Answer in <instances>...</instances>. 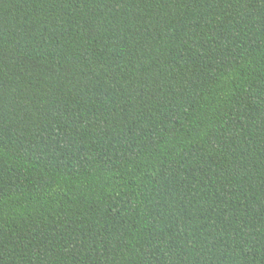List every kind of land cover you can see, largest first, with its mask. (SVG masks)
Instances as JSON below:
<instances>
[{
	"label": "trees",
	"instance_id": "trees-1",
	"mask_svg": "<svg viewBox=\"0 0 264 264\" xmlns=\"http://www.w3.org/2000/svg\"><path fill=\"white\" fill-rule=\"evenodd\" d=\"M0 264H264V0H0Z\"/></svg>",
	"mask_w": 264,
	"mask_h": 264
}]
</instances>
